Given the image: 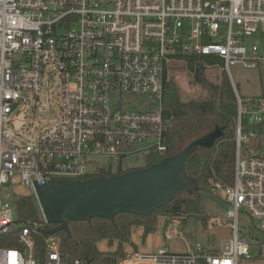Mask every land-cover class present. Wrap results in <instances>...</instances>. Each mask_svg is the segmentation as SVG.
I'll use <instances>...</instances> for the list:
<instances>
[{
  "label": "built area",
  "instance_id": "1",
  "mask_svg": "<svg viewBox=\"0 0 264 264\" xmlns=\"http://www.w3.org/2000/svg\"><path fill=\"white\" fill-rule=\"evenodd\" d=\"M197 55L227 70L235 96L232 183L211 186L229 204V236L215 249L132 251L116 264H238L264 256V94L240 95L229 70L264 71V0H0V235L18 243L0 246V264H87L65 256L55 233L38 241L41 225L16 220V200L35 195V183L91 178L113 172L112 159L121 167L127 156L165 153L167 70ZM53 75L61 118L32 141H14L5 128L12 113ZM124 95H146L159 109H125ZM8 183L18 192L11 201L1 196ZM241 213L251 228L240 226ZM170 225L166 239L180 234L179 223Z\"/></svg>",
  "mask_w": 264,
  "mask_h": 264
},
{
  "label": "trees",
  "instance_id": "2",
  "mask_svg": "<svg viewBox=\"0 0 264 264\" xmlns=\"http://www.w3.org/2000/svg\"><path fill=\"white\" fill-rule=\"evenodd\" d=\"M214 61L217 60L200 55L186 57V68L191 73L192 81L205 91L202 97L183 101L174 82L169 81L166 84L162 113L167 149L161 155L145 156V164L142 166H149L177 154L192 140L219 127L222 131L215 143L208 148L198 147L185 162L186 173L196 178L198 189L193 193L183 192L173 197L148 215L120 212L112 220L93 217L89 221H69V234L64 231L54 232L60 236L62 253L69 259L79 258L87 264H116L118 259L129 254L123 251L122 244L129 242L134 226H141L145 237L155 228L158 215L167 220L178 216L184 221L189 216L201 217L203 221L207 219L206 212L199 206L200 192L210 190L215 182L223 186L232 183L235 152L234 91L226 71L221 72L219 82H212L205 76L206 64ZM131 169L134 168L120 167L114 173L103 171L97 175L120 174ZM16 220L39 223L40 229L35 234L38 241L45 235V230L56 225L43 220L36 197L32 193L16 200ZM101 240H106L109 246L116 242V248L112 251H100L97 242ZM17 245L16 239H7L5 235H0V246Z\"/></svg>",
  "mask_w": 264,
  "mask_h": 264
},
{
  "label": "rangeland",
  "instance_id": "3",
  "mask_svg": "<svg viewBox=\"0 0 264 264\" xmlns=\"http://www.w3.org/2000/svg\"><path fill=\"white\" fill-rule=\"evenodd\" d=\"M252 41L258 43L259 46L262 45V35L253 36ZM229 70L234 87L240 95L264 94V71L261 68L249 69L233 64L230 65ZM222 71L218 66H206L205 76L212 82H219ZM226 73L229 77L227 70ZM167 76L168 82L172 81L176 85L181 100L188 101L205 95L204 89L192 81L191 73L186 68L185 62L171 63ZM58 83V77L51 76L48 81H44L36 97H28L25 102L19 104V111L12 113V123H7L5 128L10 132L14 141H32L41 130L61 118L62 108ZM120 100L124 108L128 110H153L159 109L160 106L158 100L146 95H124ZM111 162L114 173L120 167L116 160L112 159ZM144 164L145 157L142 155L127 156L121 160L122 169L139 168ZM17 193L12 183L4 184L1 188V196L4 200H13ZM199 206L207 214L205 221L198 216H189L185 221L180 216L173 217L172 221L179 223L180 234L166 239V233L170 232L171 219L167 220L164 216L158 215L155 228L145 237L141 226L133 227L129 242L122 244L123 251L152 253L159 249H166L170 252L181 253L194 250L197 244L209 249L219 248L222 240L229 236V223L225 218L229 204L222 199L221 193L211 188L200 192ZM239 224L246 229L251 228L250 219L245 213L240 214ZM97 248L104 252L112 251L116 248V242L109 246L106 240H101L97 242ZM238 264H264V256L240 257Z\"/></svg>",
  "mask_w": 264,
  "mask_h": 264
},
{
  "label": "water",
  "instance_id": "4",
  "mask_svg": "<svg viewBox=\"0 0 264 264\" xmlns=\"http://www.w3.org/2000/svg\"><path fill=\"white\" fill-rule=\"evenodd\" d=\"M221 131L217 127L189 142L177 154L146 167L87 179L35 183V197L44 221L56 224L45 232L69 234L71 220L89 221L93 217L112 220L120 212L148 215L183 192H195L198 182L186 173L185 162L198 147L212 146Z\"/></svg>",
  "mask_w": 264,
  "mask_h": 264
}]
</instances>
